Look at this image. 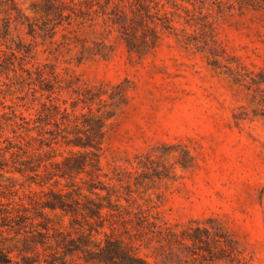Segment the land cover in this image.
Listing matches in <instances>:
<instances>
[{
	"label": "trees",
	"instance_id": "1",
	"mask_svg": "<svg viewBox=\"0 0 264 264\" xmlns=\"http://www.w3.org/2000/svg\"><path fill=\"white\" fill-rule=\"evenodd\" d=\"M234 1L215 0L219 13L236 6H264V0ZM204 2L43 0L34 4L39 18L31 19L16 0H8L3 28L9 36L13 23H19L30 36L52 40L63 27L59 46L77 50L79 60L108 55L112 46L105 39L111 31L139 56L152 52L169 33L186 47L209 54L218 65V42ZM86 28L104 39L91 42L82 33ZM26 72L34 96L44 100L34 118L17 114L0 97V108L10 110L0 109V132L9 128L14 134L4 140L0 135V264H159V259L161 264H197L199 259L244 264L236 242L222 228L214 234L199 225L177 231L153 218L144 200L150 189L146 181L164 177L152 154L141 157L132 170L104 171L101 157L108 127L128 105L126 81L110 87L78 85L48 64ZM66 90L76 95L70 108L61 99ZM16 175L50 186L20 196ZM154 244L150 255L143 253ZM184 250L189 254L185 260L179 254Z\"/></svg>",
	"mask_w": 264,
	"mask_h": 264
},
{
	"label": "rangeland",
	"instance_id": "2",
	"mask_svg": "<svg viewBox=\"0 0 264 264\" xmlns=\"http://www.w3.org/2000/svg\"><path fill=\"white\" fill-rule=\"evenodd\" d=\"M42 1L16 0L31 19L39 18L34 4ZM204 1L218 42V65L169 33L149 54L130 53L116 31L105 39L112 46L108 55L79 60L77 50L59 46L63 27L51 40L30 36L26 25L13 23L6 36L3 19L9 3L0 0V97L17 114L34 118L44 100L34 96L26 71L46 64L78 85L110 87L126 81L128 105L108 127L104 171L132 170L141 157L152 154L164 178L147 179L144 200L158 223L177 231L199 225L213 234L222 228L236 242L244 264H264V6L219 13L215 0ZM82 33L91 42L104 39L88 28ZM75 98L72 90L61 95L69 108ZM0 135L2 140L14 137L9 128ZM15 177L20 196L50 186ZM155 245L143 253L150 255ZM179 254L189 257L187 250ZM197 264L211 263L199 259Z\"/></svg>",
	"mask_w": 264,
	"mask_h": 264
}]
</instances>
